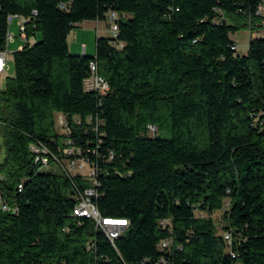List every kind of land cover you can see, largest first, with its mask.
Here are the masks:
<instances>
[{
    "label": "trees",
    "instance_id": "16d2710c",
    "mask_svg": "<svg viewBox=\"0 0 264 264\" xmlns=\"http://www.w3.org/2000/svg\"><path fill=\"white\" fill-rule=\"evenodd\" d=\"M260 2L0 0V51L9 16L30 19L25 47L13 53L14 74L0 89V190L17 207L0 211V264H264ZM110 10L120 14L123 47L111 34L96 39L94 57L73 55L68 36L76 24L106 20ZM243 28L251 40L241 56L231 34ZM92 61L110 83L106 96L83 88ZM58 112L67 116L72 146L97 171L100 213L129 221L114 244L93 220L73 216L74 185L83 190L90 181L40 169L32 158L34 142L56 154L66 146ZM216 212H224L223 231L233 230L231 247Z\"/></svg>",
    "mask_w": 264,
    "mask_h": 264
},
{
    "label": "built area",
    "instance_id": "2783aa9c",
    "mask_svg": "<svg viewBox=\"0 0 264 264\" xmlns=\"http://www.w3.org/2000/svg\"><path fill=\"white\" fill-rule=\"evenodd\" d=\"M37 15V10L32 11V16ZM257 15L264 17V0H261L257 7ZM106 20L109 22V29L112 34V45L117 48H122L123 43L118 40L119 37V19L120 14L117 11L110 10L106 13ZM17 20V25L20 31L22 39L26 41L27 36L25 33L26 23L30 21L29 18L24 16L13 14L8 18V33L6 36V48L0 51V75L9 69V64L7 63L8 47L14 42L16 36L11 32V25ZM264 26V21H263ZM259 36L264 38V30L259 33ZM25 46H20L19 50L24 49ZM237 47V45H236ZM236 47H233L236 49ZM83 54L86 52L85 44L82 45ZM83 88L86 92L98 93L100 96H106L110 92V83L108 80L101 76L98 72V65L95 61L90 63V74L83 80ZM59 118V125L61 126L63 132L60 134H65L67 139L65 140L66 146H60L58 148L59 154H56L50 147L45 145L43 142H34L30 146L31 153L33 155V160L35 164H39L40 169L49 170L54 164L64 172L68 177H72L76 174H81L84 176V180H89L91 185L81 190L79 187L74 185L76 206L73 211V216L78 218H87L93 220L96 224L98 230L103 231L107 238L112 244L118 239L129 225L127 219L118 218H106L102 216L93 198L98 195L97 187H99V181L97 178V171L90 164L88 158H83V153L81 149L72 146V141L69 138L71 133L70 125L67 116L63 113L58 112L56 114ZM90 120V119H89ZM78 123L81 122L80 118H75ZM149 133L155 135L158 131V127L155 124H150L148 126ZM110 158L113 157V152L109 151ZM86 167L89 168V173H78L79 169L84 170ZM23 183L18 185V191L22 192ZM226 211L229 209V205L224 208ZM0 211L12 212L17 211L16 205H11L9 200L4 196L3 192L0 190ZM165 224V222H163ZM227 245L231 247L234 241V234L232 229L224 230L222 234ZM173 242L171 240L162 241L161 245L163 248H170ZM231 256L236 258L238 255L234 251H230ZM157 264H170L165 258H162Z\"/></svg>",
    "mask_w": 264,
    "mask_h": 264
},
{
    "label": "rangeland",
    "instance_id": "374dc122",
    "mask_svg": "<svg viewBox=\"0 0 264 264\" xmlns=\"http://www.w3.org/2000/svg\"><path fill=\"white\" fill-rule=\"evenodd\" d=\"M108 30L107 35L109 38H111V31ZM11 32H13L16 36L14 42H12L9 47H8V55H7V63L9 64V67L11 68V71L7 72V74L3 75L2 83L4 80L9 77V74L14 73V61H13V53L15 51L19 50L20 46H25L26 41L22 39L20 35V31L18 26L16 25V22H13L11 25ZM76 33H80V38L81 41L79 44L81 45L82 43H88L89 48L86 52V55L89 57H94L96 54V35H97V28H96V22L94 20H85L83 22H80V24H77L76 27L72 30L70 33V40L75 41V36ZM254 36H257L255 34ZM41 37L38 35L36 38L32 37L29 40L30 46L34 45L38 40H40ZM231 39L236 43L237 47V53L241 56L246 55L249 50V44L251 40V34L250 31L247 28H243L237 33L231 34ZM83 49V48H82ZM82 49L80 48L79 53H74L70 50V52L73 55H82ZM9 70V69H8ZM9 73V74H8ZM57 114V113H56ZM55 123H56V131L57 133H62L63 130L61 126L59 125V118L57 115H55ZM6 157V145H5V138L3 135L0 133V164L3 163L4 159ZM57 166L54 164L51 168H49V171H57ZM78 173H89V168L86 167L84 170L79 169ZM223 214L224 212H216L212 217L214 218L219 234H223V227L225 225L224 220H223ZM205 216H208L207 214L204 213Z\"/></svg>",
    "mask_w": 264,
    "mask_h": 264
},
{
    "label": "crops",
    "instance_id": "0c3cea01",
    "mask_svg": "<svg viewBox=\"0 0 264 264\" xmlns=\"http://www.w3.org/2000/svg\"><path fill=\"white\" fill-rule=\"evenodd\" d=\"M14 22H16L17 25V20H15ZM96 28H97V35H96V39L98 37H104V38H109L107 35L108 30L106 28H108V23L105 19L103 20H96ZM80 24V23H78ZM77 25V24H76ZM18 26V25H17ZM76 27V26H75ZM74 27V28H75ZM81 41L80 38V33H76L75 36V41L70 40V35L68 36V42H69V47L70 50L74 53H79L80 52V48L82 49V45L85 44L86 46V52L89 48V44L88 43H82L81 45L79 44V42ZM85 52V53H86ZM81 54H83V49ZM11 71V68L9 67V70L5 71L3 74L0 75V89L3 87L4 82L2 83V79H3V75L7 74V72ZM9 74V73H8ZM14 73L9 74V76H13ZM2 77V79H1Z\"/></svg>",
    "mask_w": 264,
    "mask_h": 264
}]
</instances>
